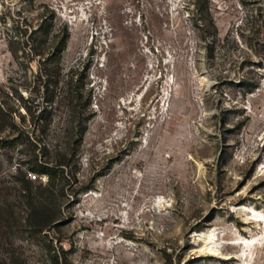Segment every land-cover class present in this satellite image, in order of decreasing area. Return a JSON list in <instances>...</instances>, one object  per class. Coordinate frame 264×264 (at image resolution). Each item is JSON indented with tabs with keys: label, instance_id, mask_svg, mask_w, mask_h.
I'll return each instance as SVG.
<instances>
[{
	"label": "rangeland",
	"instance_id": "obj_1",
	"mask_svg": "<svg viewBox=\"0 0 264 264\" xmlns=\"http://www.w3.org/2000/svg\"><path fill=\"white\" fill-rule=\"evenodd\" d=\"M21 96L75 155L37 232L0 148V264H264V0H0Z\"/></svg>",
	"mask_w": 264,
	"mask_h": 264
},
{
	"label": "trees",
	"instance_id": "obj_2",
	"mask_svg": "<svg viewBox=\"0 0 264 264\" xmlns=\"http://www.w3.org/2000/svg\"><path fill=\"white\" fill-rule=\"evenodd\" d=\"M22 99L21 96L19 101L25 112L0 104V148L9 156L12 153L11 159L17 153L14 177L28 198L26 223L37 232H43L59 219L55 206L59 197L65 196V187L61 183L68 180L66 169L72 164L75 153L67 147L52 153L51 145L44 142L40 134L31 132L26 125L28 116L35 124V130L46 134L53 121V111L37 113L31 105L23 104ZM32 176L34 179L47 176L48 181L45 186L42 183L37 186ZM14 216L12 213L11 217Z\"/></svg>",
	"mask_w": 264,
	"mask_h": 264
}]
</instances>
